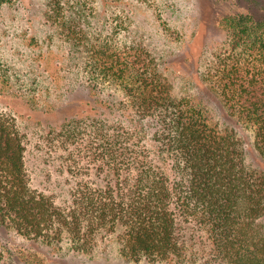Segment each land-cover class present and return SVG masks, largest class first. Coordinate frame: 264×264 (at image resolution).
<instances>
[{
    "label": "trees",
    "instance_id": "16d2710c",
    "mask_svg": "<svg viewBox=\"0 0 264 264\" xmlns=\"http://www.w3.org/2000/svg\"><path fill=\"white\" fill-rule=\"evenodd\" d=\"M226 22L228 46L215 55L210 86L252 130L264 159V20ZM91 64L104 77L136 82L125 88L137 91L138 119L150 125L154 146H132L128 130L93 125L103 145L92 154L104 176L95 184L76 181L67 204H56L31 188L20 133L0 114V229L48 244L66 237L82 253L114 235L128 260L181 262L187 248L179 222L191 221L206 233L214 264H264V169L246 162L243 140L221 127L199 97L172 96L142 46L97 45ZM6 248L0 241V264H39L33 254L5 256Z\"/></svg>",
    "mask_w": 264,
    "mask_h": 264
},
{
    "label": "rangeland",
    "instance_id": "374dc122",
    "mask_svg": "<svg viewBox=\"0 0 264 264\" xmlns=\"http://www.w3.org/2000/svg\"><path fill=\"white\" fill-rule=\"evenodd\" d=\"M232 16L264 20V0H14L0 6V114L20 133L31 188L64 205L76 181L98 183L104 173L92 153L103 141L93 134L95 124L128 130L132 146H154L150 125L138 119L137 91L125 88L136 82L93 72L97 45L146 48L172 96L199 97L221 127L243 140L246 162L264 169L252 130L227 112L210 86ZM178 229L187 248L181 262L128 260L114 235L84 253L66 237L48 244L1 228L0 241L5 256L33 254L39 264H214L204 231L191 221Z\"/></svg>",
    "mask_w": 264,
    "mask_h": 264
}]
</instances>
